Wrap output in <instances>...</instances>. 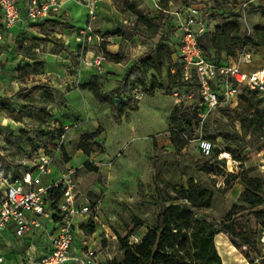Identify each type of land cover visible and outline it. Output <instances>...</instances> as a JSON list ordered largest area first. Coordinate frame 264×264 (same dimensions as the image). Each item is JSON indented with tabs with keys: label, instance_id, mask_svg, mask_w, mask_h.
Wrapping results in <instances>:
<instances>
[{
	"label": "rangeland",
	"instance_id": "1",
	"mask_svg": "<svg viewBox=\"0 0 264 264\" xmlns=\"http://www.w3.org/2000/svg\"><path fill=\"white\" fill-rule=\"evenodd\" d=\"M258 1L171 0L165 9L160 0H101L100 15L94 22V31L102 38L112 37L111 44L118 47L117 52H121L123 57L137 60L140 55L161 45L167 46L169 50L175 49V13L190 3L201 7L208 31L213 22L216 25L223 21L230 22L236 13L239 14L236 18L241 25L242 35L248 36L253 27L264 24L258 13L248 9L250 3ZM59 4L60 7L52 13L55 18L48 20V25L41 28L43 38L27 39V43H15L14 40L7 42L9 39H4V44H0V93H12L14 83L19 88L22 86L16 69L28 63L26 59L32 56L43 60L44 54L50 51L65 52L71 59H68V63L74 64L77 53L74 48L77 46L73 32L86 21L82 0L75 1V22L64 16L65 7L61 1ZM129 4L134 8L130 9ZM140 17H145L149 23L144 25ZM106 44L103 39L101 50L102 47L106 50ZM253 50L252 63L246 68H264V47ZM105 58L110 59L107 55ZM57 59L62 61L61 58ZM45 66L49 68L48 61ZM41 77L42 74L33 75L27 70L24 77L26 86L36 85ZM158 78L163 88L152 94L142 93L139 100H134L137 108L126 110L117 119L111 114L110 104L106 114H103V110L95 113L94 104L100 102L92 98L91 94L85 100L74 98L72 106L75 111L60 108L63 104L60 100L47 103L37 95L39 105L52 116L47 122H41L36 117H24L22 122H15L0 112V155L3 157L0 162V193L5 187L4 179L8 181L23 172L33 171L35 159L42 152L51 158V173L43 177L44 184L72 170L78 201H88L98 207L87 225L93 226L92 234L81 228L83 221L79 220L78 230L81 232H76L73 252L79 255L86 246L95 251L99 264H109L112 260L120 262L123 251L116 235L127 237L130 243H137L147 228L155 223L162 200L174 195V189L186 185L189 178L213 191L209 208L194 209L196 219L210 231L222 229L220 223L224 215L242 192L238 180L229 178L226 182V174L244 172L250 177L264 180V129L248 136L240 124L233 120L234 109L215 110L208 113L202 122H194L192 129H185V137L181 136L178 143L172 144L169 137L173 131L170 130L168 117L175 106L173 92L181 83L170 79L166 66ZM41 82L48 84V81ZM134 87L139 86L131 84L127 94L120 96L121 99H133ZM191 91L199 100L197 88L193 86ZM108 92L106 90L110 94ZM20 101L18 98L16 103H12L17 110ZM183 103L180 107L184 109V105L189 102ZM95 120L97 127L92 128ZM60 128L65 129L63 138L60 136L56 139L54 135ZM97 129L100 133L90 141L97 146H93V151L86 155L78 149L80 137ZM208 136L213 139H208ZM200 138L210 140L213 148L220 150L217 157L220 162L212 154L206 156L200 152L197 144ZM86 162L97 170H87ZM200 167L204 170H199ZM157 173L165 183L159 181ZM136 218L143 222L140 228H134ZM242 222L238 221L240 228ZM247 227L252 230L248 234L249 244L243 245L238 241L239 248L234 247L224 231L214 236L221 264H264V231L253 217L249 219ZM16 241L12 249L0 245L1 253L6 256L12 254V264L23 258L28 247L23 240ZM33 242L37 246V242Z\"/></svg>",
	"mask_w": 264,
	"mask_h": 264
},
{
	"label": "trees",
	"instance_id": "2",
	"mask_svg": "<svg viewBox=\"0 0 264 264\" xmlns=\"http://www.w3.org/2000/svg\"><path fill=\"white\" fill-rule=\"evenodd\" d=\"M170 1L160 0L165 9ZM128 6L130 9L134 8L132 4ZM248 9L250 12L258 13L261 20L264 21V0L250 3ZM234 15L232 21H223L216 26L214 32L207 31L198 38V44L203 55L215 63L224 62L227 58H236L238 52L264 47V24L256 25L253 27L251 35L244 36L241 33V25L236 18L239 14L235 13ZM140 19L144 25L149 23L145 17H140ZM102 51L110 60L120 62L121 52L111 55L106 52L105 47H102ZM174 53L175 49L169 50L167 46L161 45L134 61L116 88V98L119 99L118 106L115 105L113 98L106 97L102 93L95 80L82 84L81 88L89 90L98 102L109 103L111 114L114 119H117L126 110L137 108L134 99L128 97L123 100L120 97L127 94L128 87L131 84L139 86L145 94H152L156 90L162 89L163 83L160 82L158 76L161 75L165 66L170 79L175 83H181V88L178 86L175 88L183 89L184 84L180 79V63L177 59H172ZM28 60L32 63L28 61L16 69L22 86L9 97L0 96V112L15 122H22L24 117H36L41 122H47L52 116L44 107L39 105L37 95L47 103H52L54 102L52 88L41 81H38L36 85L26 86L24 77L27 75V70H30L33 75H41L44 72L43 60L34 56ZM0 66H2L1 61ZM171 69L174 70V73L171 72ZM18 98L21 99L17 104L19 110L12 106V103L14 101L16 103ZM180 106L175 105L168 117L170 130L173 131L169 137L172 144L179 142V138L185 135L183 133L185 129H192L194 122L195 124L198 123L199 110L197 105L184 106V109ZM235 108L233 120L240 124L246 135L259 133L264 127V120H262L264 118V97H259L255 92L244 91L241 93L240 101ZM226 109H230V107L221 106L216 110ZM63 132L64 129L60 128L54 137L59 139ZM99 133L100 130L97 129L94 132L83 134L80 137L78 149L89 155L93 151V146H97L95 142L90 143V141ZM207 138L213 139L210 136ZM219 153V149L212 148L211 154L216 160ZM2 160L3 157L0 155V162ZM220 161V159L217 160V162ZM85 167L89 171L97 170L89 162L85 163ZM199 170L204 169L200 167ZM212 174L217 175L218 173ZM156 177L161 183L166 182L158 173ZM229 178L240 182L242 192L224 215L220 223L222 229L210 231L196 219L194 209L209 208L213 200V191L189 178L186 185H180L174 189V195H168L162 200L155 223L147 228L137 243H130L127 237L116 235L123 255L120 262L115 263L112 260L109 264H221L220 256L215 248L214 236L222 231L229 236L231 243L236 248H239L238 241L243 245L249 244L248 234L252 230L247 226L251 217L260 223V227L264 231V180L258 177H250L244 172L227 173L226 182ZM227 188H229V184ZM59 196V191L49 192L48 198L52 201L51 206H55ZM239 220L243 221L241 223L242 228L238 226L240 225ZM141 226H143V222L138 218L134 219V228ZM82 229L88 234L94 232L93 226L82 225Z\"/></svg>",
	"mask_w": 264,
	"mask_h": 264
},
{
	"label": "built area",
	"instance_id": "3",
	"mask_svg": "<svg viewBox=\"0 0 264 264\" xmlns=\"http://www.w3.org/2000/svg\"><path fill=\"white\" fill-rule=\"evenodd\" d=\"M99 2L82 0L86 21L74 37L79 62L97 72L102 71L106 61L104 52L99 48L103 39L94 31ZM59 7L58 0H22V3L19 0H0V44L4 31L22 20L31 22L46 18ZM175 14L174 55L180 63V79L184 84L183 89L175 88L173 92L175 105H183L184 101L189 102L184 106L197 105V118L202 122L208 113L221 106L234 109L244 91L264 97V68H246L252 63L253 49L238 52L236 58L215 63L203 55L198 44V38L208 31L201 7L190 3ZM91 44H95L97 49L88 60L86 54ZM171 72L174 73V70L171 69ZM193 86L197 88L199 100L191 91ZM142 93L140 87H134L133 99L139 100ZM173 130L176 131L175 128ZM197 144L203 155L212 153L213 143L210 140L200 138ZM34 165L33 171L23 172L8 181L4 179L5 187L0 193V245L11 247L16 240L26 242L28 247L23 258L13 264H99L95 251L86 246L79 255L73 252L76 232H81L78 230L79 220L83 221L82 225H89V218L97 213L98 207L88 201H78L72 170L44 184L43 177L51 173V158L42 152ZM50 191L60 193L55 206H51L52 201L48 198ZM33 241L37 242V246ZM83 244H86L85 241ZM0 264H12L1 250Z\"/></svg>",
	"mask_w": 264,
	"mask_h": 264
},
{
	"label": "crops",
	"instance_id": "4",
	"mask_svg": "<svg viewBox=\"0 0 264 264\" xmlns=\"http://www.w3.org/2000/svg\"><path fill=\"white\" fill-rule=\"evenodd\" d=\"M58 1L59 2L61 1V3H63V6L65 7L66 13L64 16L70 18L71 22H75L76 19L74 17L76 16V13H75L74 5L76 0H58ZM100 2L98 6V17L100 15ZM82 10L84 11V21H85L86 13L83 5H82ZM53 12H51L48 17L36 21L27 22L25 20H22L13 28L4 31L3 40L1 44L2 43L4 44V39L7 40L9 39V41L7 42H10V40H14L15 43L16 41L18 42L23 41V43H27L28 42L27 39L43 38L44 35L42 34L43 32L41 31V28H43L45 24L48 25L49 22L48 20L55 18V16L52 15ZM83 26L84 24H82V26H79L74 30L73 32L74 37L78 29L82 28ZM216 26H217L216 23L213 22V24L211 25L210 32H214ZM102 39H104V41L107 42L106 52L111 55H115L118 51V47L116 45L111 44L113 42L112 37L108 36ZM74 49L77 50V53H76V58L73 59L74 64L73 65L71 64L72 66L70 65V63H68L69 62L68 59L70 58L65 54V52L50 51L49 53L44 54V56L42 57L44 61L43 64L44 72L40 80L44 82L48 81V84H50L52 88L55 102L60 100L63 103L62 106H60V108H62L65 111L66 109H69L70 111H75L74 107L72 106V104H74V98L81 97L83 100H85V97L90 96L89 94L92 95V93L89 90L81 88L82 84L87 83L91 80H95L99 85L100 89L103 90V88H105V91L103 90L102 93L106 97L113 99L116 98V88L118 87L120 81L123 79L127 69L131 67L133 62L136 60H134V58L127 59L125 58V56L124 57L122 56L123 58H121L120 62H115L109 59L103 63L102 72L97 73V71L92 67L86 66L84 63L79 62L78 49L76 47ZM96 49H97L96 45L91 44L88 47V53L86 54V59L90 60ZM57 58H61L62 61H59ZM172 59L175 60L174 54L172 55ZM26 60L30 62V60L28 59ZM47 61L50 65L49 68L45 66ZM13 87H14V91H12V93H0V96L9 97L12 94L16 93L19 89V85L14 83ZM106 90H109L108 93L110 94H107ZM92 98H94L93 95ZM94 105L96 108V110L94 111L95 113H97V111L103 110L104 111L103 114H106V112L109 111V103L98 104L96 102ZM93 124L94 125L92 126V128H96L97 121L95 120ZM10 248L12 249L15 247L14 245H12ZM12 257L13 256L11 253L6 256V258L10 262L12 260Z\"/></svg>",
	"mask_w": 264,
	"mask_h": 264
},
{
	"label": "water",
	"instance_id": "5",
	"mask_svg": "<svg viewBox=\"0 0 264 264\" xmlns=\"http://www.w3.org/2000/svg\"><path fill=\"white\" fill-rule=\"evenodd\" d=\"M114 102H115V105H116V106L119 105V99H118V98H115V99H114Z\"/></svg>",
	"mask_w": 264,
	"mask_h": 264
}]
</instances>
